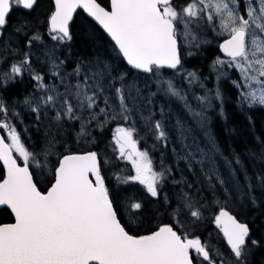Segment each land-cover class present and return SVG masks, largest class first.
<instances>
[{"label": "snow or ice", "instance_id": "obj_1", "mask_svg": "<svg viewBox=\"0 0 264 264\" xmlns=\"http://www.w3.org/2000/svg\"><path fill=\"white\" fill-rule=\"evenodd\" d=\"M36 4L0 0V38L14 10H33ZM46 23L52 41L70 42L75 30L92 51L66 72L54 45L45 52L48 84L30 63L31 46L42 41L41 34L28 36L27 20L11 27L9 37L24 34L29 51L14 50L23 59L0 71V83L6 91L28 72L35 85L22 100L10 103L0 95V264H249L264 237L253 239L249 224L230 206L255 205L257 188L264 196V140L257 138L259 152L249 150V158L261 162V170L249 175L240 156L223 157L208 131L206 113L214 101L225 116L220 87L214 96L211 89L195 96L193 107L176 80L199 82L194 72L184 75L183 49L211 43L201 38L211 32L222 40L219 50L227 58L213 61L218 82L229 78L220 68L234 69L237 105L264 107V0L243 5L240 0H52ZM157 99L165 102L160 119L148 108ZM173 100L194 126L173 111ZM23 112L35 117L37 131L47 125L38 149L30 150L23 139L29 129L20 130ZM72 122L80 125L75 143L50 135L53 125L63 129ZM111 122L117 124L115 159L131 165L123 177L111 171L112 160L101 161L99 152L80 145L82 140L94 145L93 125L103 129ZM196 129L207 138L204 147ZM140 131L160 151L159 170L149 151L138 147ZM170 143L176 169L164 162ZM218 157L226 171L218 167ZM181 161L195 181L184 178ZM174 171L181 172L180 181ZM169 179L180 186L175 207L165 193ZM205 222L215 225L217 238L222 234L219 245L212 233L205 238L200 232Z\"/></svg>", "mask_w": 264, "mask_h": 264}, {"label": "trees", "instance_id": "obj_2", "mask_svg": "<svg viewBox=\"0 0 264 264\" xmlns=\"http://www.w3.org/2000/svg\"><path fill=\"white\" fill-rule=\"evenodd\" d=\"M50 7H51V2L49 0H38L37 4L35 5L34 9L31 12L27 13L20 9H16L11 13L9 17V25L11 22H13V20L16 17H19V18L21 17L22 19H25V20L28 19L29 21H32V22L33 21L36 22V20L40 18V19H43V23L41 27H45L46 19H47V15L49 14ZM80 14L81 12H78L75 16V19L77 20V22H79L80 20ZM32 28L34 29H31V31L37 30L36 25L32 26ZM8 30L10 29L8 28L6 31ZM23 40L24 39L20 41L21 44L23 43ZM63 47L68 48L69 49L68 51L70 52V54L74 55L75 57H79V58L87 57L92 51L91 47L88 44L86 37L82 36L79 33H75V30H74L73 40L70 41L68 44L64 45ZM210 51L211 50L206 52L207 54L206 53L202 54V56L199 57L200 59L197 58V59L189 60V65L198 66V70L202 72L203 77L207 76V74L205 73V71H203V69L205 68L204 63L206 61V58H208V56L211 55V54L208 55ZM31 87H32V81L23 74L22 77H18L16 79L15 83H13L12 85H9L7 87V90L3 91L1 95H3L4 98L11 103L13 101L22 100L26 93L31 92ZM228 92H229V95H227V97L229 98V100H231L229 96L230 95L233 96L234 94L233 90L228 89ZM227 106H228L227 115H228V118H230L228 123L232 125L230 126V128L228 127V130H226L225 132V137L227 138L226 143L230 145L229 152L235 153L236 151H238L235 146L237 142L243 146L242 149L244 150V152H249L250 149L258 152L256 149L252 147V144H254V142L259 143L257 139L258 137L261 140H264V109L254 107V108L249 109L248 111L243 110L242 112L246 116V120H245V118L241 114L235 111V107L233 106L231 101L228 103ZM230 112H234V114L231 117H229ZM22 119L24 123L23 125H20V130H23L25 125H29L28 132L23 137V139L27 142L26 146H28L30 150L33 147L38 149L39 147L43 145L44 138H45V130L47 128V125L45 124L44 126H41L39 131H37V128L35 127V125L32 124V121H34L35 119L34 116H29L27 112H23ZM156 119H159V118L156 117ZM250 119H252L253 121H250ZM217 127H218V130H220L224 126L219 127L217 124H215L214 128H215L216 134H217ZM78 129L79 128L77 127V124L75 122H72L71 124L66 123L63 126V129H57L53 125L52 128L50 129V135L55 136L57 139H61V137H63L64 140L75 143V140H76L75 134L78 131ZM29 137L31 139H29ZM94 137H95V144L92 147H88V148H90V150L99 152L101 154L100 155L101 161H103L104 159L112 160L113 164L116 165V167L111 169L112 172L120 173L121 177L127 175L130 172V165L126 161H122V160L117 161L115 159L117 153L113 152V148L115 147V145L112 144L111 128L102 130V132L100 131V133L95 132ZM148 140L150 141V144L153 145L154 141L151 138H148ZM84 143L85 141H81L80 145L82 147H85L86 145ZM220 143L222 144L223 148H225V146L227 145L226 143L224 144V141L223 142L220 141ZM154 152H155V155H157V157L159 158L161 157L159 150H154ZM227 156L231 158L232 155H227ZM240 158H241L243 165L244 166L246 165L245 166L246 168L248 167L247 165L250 164L253 171L250 173L248 172L249 175H252L253 173L257 172V168L260 167L257 161L254 162L252 159L248 160L241 156ZM165 164H169L173 169L177 168V165L173 164L171 160L169 159L168 150L165 156ZM154 165L156 168L159 167L157 164H154ZM179 168L184 170V178L187 180V182L191 183L196 180L197 178L196 176H193L192 173L187 172L186 166L179 165ZM197 174H199L198 168H197ZM172 177L176 181H180L181 172L174 171L172 173ZM111 179L114 183L115 177L113 176L111 177ZM125 187H128V186L125 185ZM135 187L139 188V185H136ZM257 189L258 190H256V192L254 193V195L257 197V203L255 205H252L250 202H245V204L241 207L230 206L232 208L233 214L237 215L238 219L241 222H245L249 224L253 239L264 237V196L261 195V190L259 188ZM129 191L131 192L132 188H129ZM179 192H180V186L174 185L172 183V179H169L165 186V193H167L171 197L173 207L176 206L177 194ZM163 195L164 194L162 193L160 197L161 201L163 200ZM213 228H214V224L210 222H205L201 226L200 232L205 238H207L209 233H212ZM212 237H213V234H212ZM213 242L217 243L218 245L220 244V242L216 241L215 239ZM248 259L251 260L250 264H260L261 261H264V245H261L260 247L255 249Z\"/></svg>", "mask_w": 264, "mask_h": 264}, {"label": "rangeland", "instance_id": "obj_3", "mask_svg": "<svg viewBox=\"0 0 264 264\" xmlns=\"http://www.w3.org/2000/svg\"><path fill=\"white\" fill-rule=\"evenodd\" d=\"M37 19H38V17H37ZM21 20H25V19H22L21 17L20 18L19 17H16L14 19V21L12 22V25L18 23ZM26 20L29 21L28 19H26ZM42 23H43V19H40V18L38 20H36V22L29 21V25H28V28H27L28 29L27 30V35L28 36H31V35H33V34H35V33L38 32L42 36V41H34L33 42V45L31 46V49L30 50H31V52L33 54H32V56L30 58V63L32 65V68L33 69H35L36 71H38L42 76H45L46 77L47 82H45V83L51 84L52 83V80L50 78H48L49 77V73H48L47 64L45 62V60H46L45 52L46 51H50L52 49V47L55 45V55H56L57 59L58 60H66V63L64 65V71H66V72H71L72 71L73 68H71L70 63H71V61H73L72 63L74 65H76L75 61L79 57H75L74 55L70 54V52L68 51L69 49L63 47L64 45L68 44L69 42L57 44V42L52 41L51 40V37H50V35L48 33L47 27H41L42 26ZM35 25L37 26V30L31 31V29H34V28H32V26H35ZM10 31H11V28H10V30H8V31L5 32V34H4V42L0 43V71H3L6 68H9L11 66V64L14 63V62H16L17 60L23 59V56L22 55H16V54H14V50L15 49H19L21 52H23V51H29V47H28V44H27V37L24 34H15V33H13L11 35V37H9V32ZM44 35L46 36V39L43 38ZM22 39H24V40H23V43L21 44L20 41ZM197 55H199V54H197ZM204 67L207 68L208 70H212V64L209 62L208 58H206V61L204 63ZM26 73L31 78L30 73H28V72H26ZM33 83L35 85V81H33ZM194 84L195 83H193L191 85H187L188 88H184L182 85H178L176 83V86L178 88H181V89H183L185 91L186 95L188 96L189 103L193 107H195L196 104H197V101L194 98L195 96H193V92H192V89L193 90L195 89V85ZM2 86H3V84L0 83V87H2ZM62 90L63 89H61V91ZM164 103H165L164 101L157 99L156 102H155V104L148 105V108L151 111H153L155 113V116L159 117V119H160V109H161L162 104H164ZM170 106L173 108V111L174 112L178 111L179 113L183 114L185 120L188 121L192 126H194V124H192V122H191V117L188 116L187 112L183 108V105L179 101L173 100L171 102V105ZM235 111L239 113L240 112V109L238 107L237 108L235 107ZM165 113H166V115L168 113V108L167 107L165 108ZM145 114H147V113H145ZM214 114H215V112H214ZM233 114H234V112H230L229 113V117H231ZM206 115H208V110H207ZM243 117L246 120V116L243 115ZM229 119L230 118H228V121H229ZM250 120L253 121L252 119H250ZM241 121H243V120H241ZM129 122L131 124V121H129ZM111 123H109V125ZM121 123H123V122H121ZM167 123H168V127L171 128L172 125L175 123V116H173L172 119L170 121H168ZM103 129H105V128H103ZM221 129H224V128L222 127ZM79 130H80V127H79L78 131ZM101 130L102 129H98V128L95 127V125H93V128H92V137H94V133L95 132L100 133ZM220 130H218V127H217L216 139L218 138V140H220L222 142L224 141V144H225L226 143V139H227L225 137V132L224 131L221 132ZM196 131L199 132V134H200L199 129H196ZM142 133H143V131H140L139 132V135H138V136H141V139H143L142 138L143 137ZM92 137H89V139H91ZM172 137L174 139V137H175V133L174 132L172 133ZM75 138H76V134H75ZM198 138H199V136H197V139ZM199 143H200V146L201 147H204L207 142L200 141V139H199ZM138 145H139V143H138ZM86 146L87 147H92L93 145H86ZM235 146H236V148H237L238 151H236L235 153L234 152H231L230 153L229 152L230 145L227 144L225 146V148H224V151L226 153H228V154L223 153V155H225L226 157H228L227 155L237 154L238 156L244 157V158H246L248 160L250 159L249 158V155H248L249 152H244V150L242 149L243 146L240 143L237 142L235 144ZM176 147L178 148L179 145L176 144ZM252 147L254 149H256L258 152L260 151V144L259 143H257V142L255 143L254 142V144H252ZM145 149L149 151V146H146ZM170 160H171V158H170ZM222 162H223V164L218 163V167H220L222 170L226 171V169L224 168V160H222ZM254 162H256V161H254ZM257 162H258V165H260V167L257 168V172H258V171L261 170V162L258 161V160H257ZM157 165L159 166L160 164H157ZM247 166H248L247 167L248 172L249 173L252 172L253 170H252L250 164L247 165ZM130 169H131V165H130ZM156 169L159 170V167L156 168ZM241 177H242V174H241ZM217 231L215 232V234H217ZM214 237H217V235H214ZM220 237L222 238V234L219 236V238ZM250 263H251V260L249 259V264ZM260 264H261V262H260Z\"/></svg>", "mask_w": 264, "mask_h": 264}, {"label": "flooded vegetation", "instance_id": "obj_4", "mask_svg": "<svg viewBox=\"0 0 264 264\" xmlns=\"http://www.w3.org/2000/svg\"><path fill=\"white\" fill-rule=\"evenodd\" d=\"M244 2H245V0H240L241 5H243ZM241 14L246 15V12L242 11ZM201 38L207 39V40L211 41V43H200L199 47H197L196 42H193V44L190 47H185L183 49V52H184L183 66L186 70V72H184V73H185V76L187 75V72L196 73V75L198 77V81H199L198 83H195L194 94L196 96H203L205 94V92L209 89L212 90V95L214 96L216 88L218 86L220 87L221 93L224 96L225 116L221 117L219 115L220 110H221L220 109V102L214 101L213 106L208 109L207 117L209 116L208 117V124H209L208 131H209L210 135L215 138V141H216L219 149L221 150V153L223 154L226 152L224 151V148L222 147V144L220 143L218 138L216 139V131H215L214 127H215V124H217L220 127L224 126L223 127L224 129H221L220 131L226 132V130H228V127L230 128V126H232L231 124L228 123V115H227V107L228 106L227 105L231 101L233 106H235V107L238 106L237 105L238 89L233 85L232 81L237 80L239 78V73H237L234 69L220 68V66H217L218 68H220V71H227L229 74V78L221 77L219 82H218L217 72H214L213 69L208 70L207 68H204L203 71H205L207 76L203 77L202 72L198 70V66L189 65V60L197 59L198 57H201L202 54L208 52L209 50H211V51L209 52L208 55H210V54L211 55L208 56V60L212 65H213V61H215L217 59V57H219L220 59H227V58L223 57L219 51V43L222 42V40L220 38H218V37L214 38V34H212L211 32H209L207 34V36H204V34L201 33ZM190 39H191V37H190ZM2 42H4V36H2L0 43H2ZM189 52H191V55H188ZM197 54H199V55H197ZM200 68H201V66H200ZM187 83H188L187 80L181 79L179 77L177 78V84H187ZM200 84H203L204 87L201 88ZM3 89H4V85L2 87H0V95L3 93V91H4ZM228 89L233 90V93H234L233 96H231V95L229 96L231 100H229V98L227 97V95H229ZM214 112H215V114H214ZM239 114H241V113H239ZM241 115L243 116V114H241ZM223 157H226V156L223 155ZM171 160L174 163H177L173 157L171 158ZM222 160H223V158L218 157V163L223 164ZM155 161L159 162L160 159H156ZM179 164H184V163L181 161Z\"/></svg>", "mask_w": 264, "mask_h": 264}, {"label": "water", "instance_id": "obj_5", "mask_svg": "<svg viewBox=\"0 0 264 264\" xmlns=\"http://www.w3.org/2000/svg\"><path fill=\"white\" fill-rule=\"evenodd\" d=\"M52 1V0H51ZM25 11H29V10H25ZM78 11H81L82 12V10H78ZM76 14H74V16H75ZM221 52V51H220ZM222 53V52H221ZM223 55H224V53H222ZM225 56V55H224Z\"/></svg>", "mask_w": 264, "mask_h": 264}, {"label": "bare ground", "instance_id": "obj_6", "mask_svg": "<svg viewBox=\"0 0 264 264\" xmlns=\"http://www.w3.org/2000/svg\"><path fill=\"white\" fill-rule=\"evenodd\" d=\"M192 71V70H191Z\"/></svg>", "mask_w": 264, "mask_h": 264}]
</instances>
